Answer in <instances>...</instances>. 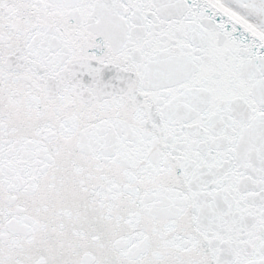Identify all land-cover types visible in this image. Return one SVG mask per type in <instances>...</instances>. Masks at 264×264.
<instances>
[{"label":"snow or ice","instance_id":"obj_1","mask_svg":"<svg viewBox=\"0 0 264 264\" xmlns=\"http://www.w3.org/2000/svg\"><path fill=\"white\" fill-rule=\"evenodd\" d=\"M0 264H264V0H0Z\"/></svg>","mask_w":264,"mask_h":264}]
</instances>
